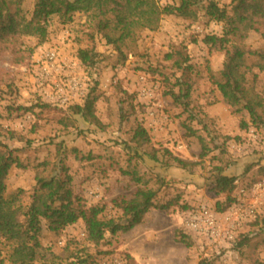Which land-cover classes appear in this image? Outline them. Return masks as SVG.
<instances>
[{"label": "rangeland", "instance_id": "obj_1", "mask_svg": "<svg viewBox=\"0 0 264 264\" xmlns=\"http://www.w3.org/2000/svg\"><path fill=\"white\" fill-rule=\"evenodd\" d=\"M155 1L160 8L178 5L176 0ZM210 1L231 14L233 0H199L192 9L195 20L162 16L157 30L136 31L129 43L132 51L124 61L101 36L94 34L90 40L86 16L80 12L67 23L53 17L44 45L24 39V63L14 64L8 48L2 52L0 143L22 149L19 157L25 169L12 168L7 186L9 191H25L24 205L30 202L37 165L44 160L56 163L58 148L68 151L61 158L74 194L86 207H103V219L124 222L122 211L112 201L129 200L138 188L155 191L156 205H168L166 210L150 209L130 231L107 232L98 246L88 242L80 219L59 232L49 231L43 222L42 248L32 264H264L260 224L245 227L228 248L215 249L191 238L186 247L176 239L185 211L200 205L226 206L227 195L213 189L218 174L236 179L231 199L239 189L264 177V124L252 125L246 112L233 113L210 78L222 70L227 49L219 41L204 43L207 36L222 37L224 30L223 22L210 20L206 14ZM33 4L34 0H27L21 6L27 18ZM243 44L252 51L264 49L260 33H249ZM81 48L98 54L94 68L78 60ZM173 48L187 55V71L176 69L166 59ZM30 49H34L32 54ZM51 49L74 64L70 75L81 81L79 95L66 104L44 97L35 83L34 61ZM252 74L257 75L256 89H261L264 72L254 68ZM187 88L188 98L177 102L171 96L185 94ZM88 95L96 98L97 125L73 121L69 115L70 108L83 105ZM64 121L72 123L65 128ZM242 121L247 128L241 127ZM137 126L148 136L142 148L131 141ZM12 132L23 142L11 139ZM72 149L84 159L76 160L69 153ZM175 159L187 165L180 166ZM128 169L136 170L147 184L136 185L122 173ZM263 218L264 207L255 223ZM240 240V247H235ZM5 255L0 250V258Z\"/></svg>", "mask_w": 264, "mask_h": 264}, {"label": "trees", "instance_id": "obj_2", "mask_svg": "<svg viewBox=\"0 0 264 264\" xmlns=\"http://www.w3.org/2000/svg\"><path fill=\"white\" fill-rule=\"evenodd\" d=\"M25 1L27 0H0V55L8 48L14 64L25 62L22 55L24 39L35 40V46L46 43L48 23L53 17L67 23L72 20L74 13H83L91 32L88 35L90 40L93 41L94 34L101 36L106 45L112 46L124 61L132 51L129 43L133 42L138 29L157 30L162 16L195 20L196 13L192 9L199 3V0H176L178 5L160 8L155 0H34L32 14L27 18L21 7ZM230 12L231 14L227 15V11L219 8L213 1L206 7L209 19L223 22L224 30L222 37L207 36L204 43L208 45L219 41L227 46L222 70L217 75L212 74L210 78L222 101L233 113L246 112L251 124L259 126L264 124V83L261 89L257 90V75L252 73L254 68L259 73L264 72V49L249 50L243 41L251 32L260 33L264 39V0H233ZM33 51L34 49H30L29 53L32 54ZM77 58L82 65L89 68H94L98 62V54L89 49H79ZM166 59L172 61L178 70L185 72L190 68L184 51L173 48L172 52L166 55ZM182 74L184 76L187 73ZM171 96L180 102V99L188 98V88L185 94L172 93ZM95 101V97L88 95L83 105L71 107L69 115L73 121L80 120L85 124L97 125L99 122L94 114ZM121 118L127 119L126 116ZM71 123L72 121H64L62 124L67 128ZM241 127L247 128L246 122L242 121ZM9 137L23 142V139L13 132ZM131 141L137 148H142L148 142V136L142 127H136ZM21 151L22 149L10 148L0 143V250L6 252L5 257L0 258V264L35 262L38 250L42 248L40 239L43 222L49 231L59 232L80 219L84 224L88 242L98 246L105 239L107 232L116 234L119 231H130L143 221L150 209L168 208V205H156L155 191L138 188L131 199L112 201L114 207L122 211L124 222L103 219L100 217L103 207H86L83 200L74 194L72 178L61 158L66 157L68 151H61L60 148L57 149L56 163L44 160L37 165L30 202L24 205L25 191L20 188L9 191L7 186L12 168L25 169L19 157ZM134 151V154L139 156L137 149ZM69 153L76 160L84 159L77 149H72ZM87 159L91 157L88 156ZM175 161L180 166L187 165L178 159ZM122 173L130 176L136 185L147 184L136 170L128 169ZM235 181L234 177L220 174L215 177V193L227 195L226 206L216 204L218 211H224L225 207L233 202L230 194ZM258 224L264 234V218L254 223ZM176 239L186 247L191 244V239L181 230H178ZM243 240L236 242L235 247H240Z\"/></svg>", "mask_w": 264, "mask_h": 264}, {"label": "built area", "instance_id": "obj_3", "mask_svg": "<svg viewBox=\"0 0 264 264\" xmlns=\"http://www.w3.org/2000/svg\"><path fill=\"white\" fill-rule=\"evenodd\" d=\"M74 64L66 63L53 49L34 61V79L46 98L66 104L80 93V78L70 75ZM51 97V98H49ZM264 207V177L241 188L224 211L200 205L185 211L179 229L188 238L215 249L228 248L243 233L245 227L257 221Z\"/></svg>", "mask_w": 264, "mask_h": 264}]
</instances>
